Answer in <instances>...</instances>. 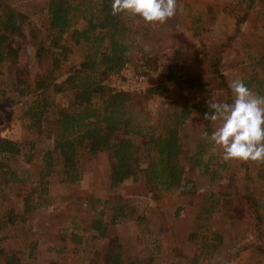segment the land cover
I'll return each mask as SVG.
<instances>
[{"label": "rangeland", "instance_id": "rangeland-1", "mask_svg": "<svg viewBox=\"0 0 264 264\" xmlns=\"http://www.w3.org/2000/svg\"><path fill=\"white\" fill-rule=\"evenodd\" d=\"M10 1L21 11L28 12L39 28L46 29L45 6L50 0ZM207 2L177 0L175 16L157 26L146 25L139 18L125 14L130 26L128 40L134 42V60L130 63L147 80L146 89L132 94L136 96V102L142 103L136 110V117L142 125L156 123L160 115L164 116L167 109L174 107L182 109L184 106L207 105L209 101H227L228 94L219 87L220 81L205 57L209 52L212 55L221 52V71L229 83L241 79L251 70L255 59L264 57V9L260 4L247 10L239 0L228 1L210 13ZM246 13L248 18L236 34L237 19ZM29 30V26H25V36L17 38L22 49L20 63L23 69L14 71L11 65L0 66V136L19 142L22 151L17 156L0 154V250L18 253L28 264H90L97 251L106 250L107 240L94 237L87 245H82L78 253L73 252L72 245L65 254L51 252L49 248L60 245L63 237L69 238L78 226L82 230L77 232L95 235L90 231L92 221L104 212L103 220L108 224L110 237L120 239L132 264L150 259L153 264H192L194 256L202 251V243L214 242L213 233L222 235L221 246L207 250L199 264H264V222L258 229L251 220L222 212L216 213L210 221L199 220L202 208L209 205L211 194L220 192L230 173L237 176L239 189L254 193L264 220V177L261 173L264 168L260 170V166L252 163L246 169L238 162H230L229 169L219 166L220 175L224 177L216 181L198 168L191 169L187 160L202 143L205 158L214 153L218 156L216 163L224 162L216 146L202 138L204 129L194 128L190 121L185 123L180 134L187 177L196 181V195L182 196L177 190L149 193L141 181L133 179L112 189L111 154L82 152V180L68 186L62 182V171L55 172L48 178L51 183L49 196L53 200L51 206L35 211L26 219L20 195L39 186L45 153L52 148L46 133L29 130V121L21 117L24 107L36 97L23 96L18 88H23L20 81L26 73L35 76L52 68L50 55L43 57L41 68L34 59ZM232 36L233 41L222 51V45ZM65 45L70 53L62 63L63 71L81 61L84 49L72 41L71 33L65 37ZM172 67L177 80L168 83L169 95L166 98H144L148 89L166 83V75ZM115 76L109 78L110 86L116 85ZM190 79L199 81L204 88H191ZM50 100L53 117L57 112L71 108L69 96L61 94ZM218 123L213 122V130ZM126 139L137 145L143 143L135 135ZM25 154L32 156L30 161L26 160ZM13 173L17 177L8 182L7 178ZM117 202L118 205H127L129 218L111 225L112 207ZM141 217H146V221L139 222ZM0 264H4L1 254Z\"/></svg>", "mask_w": 264, "mask_h": 264}, {"label": "trees", "instance_id": "trees-1", "mask_svg": "<svg viewBox=\"0 0 264 264\" xmlns=\"http://www.w3.org/2000/svg\"><path fill=\"white\" fill-rule=\"evenodd\" d=\"M208 1L207 7L212 13L224 3L234 0ZM239 1L247 10H252L257 4L264 9V0ZM111 2L112 0H50L45 6L46 29H42L33 23L28 12L21 11L15 3L0 0V66L11 65L14 71L23 69L20 63L22 49L17 44V38L25 36V26L30 28L29 37L34 44V59L40 68L45 55L52 57V68L35 76L26 73L20 81L23 88L18 86L23 96L36 97L24 107L22 119L29 121V130L45 132L52 145L51 150L45 153L39 186L20 195L26 219L35 211L51 206L53 200L49 196L51 183L48 178L55 172L62 171V182L68 186L76 185L82 180V152L91 155L111 154L112 189H117L127 180L133 179L141 181L149 193L177 190L182 196L197 194L196 181L187 177L185 150L180 132L185 123L190 121L194 128L201 127L210 136L213 132V121L205 119L204 115L207 112L211 114V110L208 104L184 106L182 109L174 107L167 109L165 115H160L154 124L142 125L138 121L136 110L142 103L136 102V96L132 94L116 91L108 82L109 78L112 79L122 71L125 64L134 60V42L128 40L130 26L125 14H111ZM247 18L248 13L238 17L236 34L241 31ZM80 24H83L82 28L78 27ZM70 33L72 41L83 46V57L78 64L63 71L62 63L68 59L70 53L65 45V37ZM233 38L232 36L228 43L222 45V51ZM220 53L218 51L212 55L209 52L205 57L220 81L219 87L228 94L226 103H231L233 96L228 78L221 71ZM176 80L177 73L172 67L166 75V83L148 89L143 97L166 98L170 93L168 83ZM241 80L251 91L264 96V57L255 59L251 70L244 73ZM194 82L196 85H192ZM188 83L191 88H204L197 80L190 79ZM61 94L69 96L71 108L61 110L53 117L50 98ZM129 135L141 138L142 145L126 139ZM204 152V143L196 146L187 160L190 168H198L213 181L224 177L220 175L219 166L229 169V164L216 163L218 156L214 153L205 158ZM21 153L19 142L0 136V154L17 156ZM25 158L30 161L32 156L25 154ZM251 164L252 162L240 163L246 169ZM259 166L263 170L264 164ZM261 173L264 177V171ZM13 177L17 176L13 173L7 181H11ZM236 178L237 176L230 173L226 178L227 184L221 186L220 192L211 194L209 205L202 208L199 220L210 221L216 213L222 212L238 219L251 220L260 229L264 220L256 197L249 189H239ZM126 206L118 205L117 202L112 207L114 213L110 218L111 225L128 220ZM103 218L104 212H101L100 217L92 221L90 231L96 233L95 235L77 232L81 229L78 226L69 238L63 237L61 244L52 245L49 251L65 254L69 245H72L73 252L78 253L80 247L87 245L94 237L103 238L108 241L106 250L97 251L90 264H132L120 239L110 237L108 224ZM146 219L141 217L138 221ZM213 237L212 244L202 243V251L194 256L192 264H199L207 250H216L221 246L222 235L213 233ZM0 254L4 264H28L18 253L0 250ZM152 262V259L147 262L140 260L136 264H153Z\"/></svg>", "mask_w": 264, "mask_h": 264}, {"label": "clouds", "instance_id": "clouds-1", "mask_svg": "<svg viewBox=\"0 0 264 264\" xmlns=\"http://www.w3.org/2000/svg\"><path fill=\"white\" fill-rule=\"evenodd\" d=\"M177 12V0H112L111 14L139 18L146 25L165 24ZM231 103L209 101L211 110L204 118L219 122L211 135L202 138L212 142L225 163L264 164V96L251 91L241 79L229 83Z\"/></svg>", "mask_w": 264, "mask_h": 264}, {"label": "built area", "instance_id": "built-area-1", "mask_svg": "<svg viewBox=\"0 0 264 264\" xmlns=\"http://www.w3.org/2000/svg\"><path fill=\"white\" fill-rule=\"evenodd\" d=\"M116 91L134 94L146 89V77L139 74L132 67L131 63L125 64L122 71L115 76Z\"/></svg>", "mask_w": 264, "mask_h": 264}]
</instances>
